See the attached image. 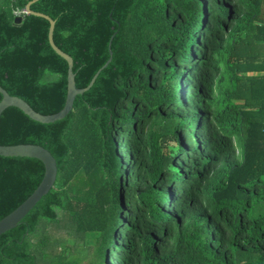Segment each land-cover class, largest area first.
<instances>
[{"label": "trees", "instance_id": "trees-1", "mask_svg": "<svg viewBox=\"0 0 264 264\" xmlns=\"http://www.w3.org/2000/svg\"><path fill=\"white\" fill-rule=\"evenodd\" d=\"M0 0V87L35 112L66 99L67 63L49 23ZM72 58L76 96L62 120L16 108L0 145H38L53 188L0 235V264H83L46 252L43 223L63 215L92 247L86 264H264V0H38ZM2 96L0 95V101ZM44 166L0 157V220L38 187Z\"/></svg>", "mask_w": 264, "mask_h": 264}, {"label": "water", "instance_id": "water-1", "mask_svg": "<svg viewBox=\"0 0 264 264\" xmlns=\"http://www.w3.org/2000/svg\"><path fill=\"white\" fill-rule=\"evenodd\" d=\"M37 1L38 0L31 1L25 9L28 14L41 17L48 21L50 25L48 30V43L51 49L67 63V90L65 103L61 111H59L58 113L53 115H41L35 112L24 100L16 96L9 95L3 88L0 87V95L2 96V99L0 101V116L7 108L12 107L20 110L23 114H25L28 118L35 122H38L40 124H50L64 119L69 114V112L73 108V103L76 96L83 95L85 92H87L93 86L100 72L104 70L111 62L112 52L110 50V47L115 34L111 36L108 43L109 59L107 60V62L95 73L87 87L78 89L75 86V75L72 72V58L58 49L53 42L54 22L49 17L43 14L33 13L30 10V6ZM20 21L21 18L14 19L15 23H19ZM0 157L37 159L44 166L43 178L35 191L19 207H17L14 211L0 220V235H2L3 233L14 229L18 225V223L21 222V220L41 200V198L46 196L48 192L53 188L57 176V165L53 156L46 149L38 145H0Z\"/></svg>", "mask_w": 264, "mask_h": 264}, {"label": "rangeland", "instance_id": "rangeland-1", "mask_svg": "<svg viewBox=\"0 0 264 264\" xmlns=\"http://www.w3.org/2000/svg\"><path fill=\"white\" fill-rule=\"evenodd\" d=\"M256 54L264 53V45L260 41L257 48H250ZM40 237L45 239L46 252L55 255L63 249L68 250L71 256L80 258L83 264L91 262L92 247L83 243L79 235L74 232L73 226L63 215L57 224L43 223L39 228Z\"/></svg>", "mask_w": 264, "mask_h": 264}, {"label": "built area", "instance_id": "built-area-1", "mask_svg": "<svg viewBox=\"0 0 264 264\" xmlns=\"http://www.w3.org/2000/svg\"><path fill=\"white\" fill-rule=\"evenodd\" d=\"M14 18H22L23 16L27 15L28 12L26 9H15L12 12Z\"/></svg>", "mask_w": 264, "mask_h": 264}]
</instances>
